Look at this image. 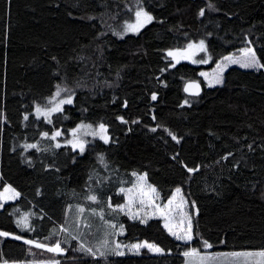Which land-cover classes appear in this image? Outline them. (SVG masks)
Instances as JSON below:
<instances>
[{"label":"trees","instance_id":"obj_1","mask_svg":"<svg viewBox=\"0 0 264 264\" xmlns=\"http://www.w3.org/2000/svg\"><path fill=\"white\" fill-rule=\"evenodd\" d=\"M134 1L152 20L120 36ZM263 11L264 0H0V188L18 195L0 209V233H8L0 262L184 264L193 249L264 251V118L235 128L240 106L264 98V70L231 66L221 85L205 87L201 67L167 54L202 41L215 59L216 42L231 46L224 21L243 27L259 54ZM190 80L202 85L199 96L184 94ZM57 89L73 102L49 120L37 109ZM99 123L110 143L82 153L56 145L77 125ZM141 174L163 201L182 190L191 241L119 209V189ZM142 241L161 253L127 250Z\"/></svg>","mask_w":264,"mask_h":264},{"label":"rangeland","instance_id":"obj_2","mask_svg":"<svg viewBox=\"0 0 264 264\" xmlns=\"http://www.w3.org/2000/svg\"><path fill=\"white\" fill-rule=\"evenodd\" d=\"M127 12L124 18L118 23V34L123 36L125 34H136L143 27L151 22L147 21L144 15H141L139 18V23H142V27H139L138 31H131L127 29V25L132 24L136 25L138 23V18L136 13L138 11H142L146 13L148 16H151L140 3L136 1L133 4L127 6ZM152 17V16H151ZM224 25L227 28L228 32V41L230 42V47H225L224 45L216 42L213 45L214 54L216 56L215 59L209 54L207 46L205 42H203V50H201V42H190L186 44L185 47L175 50L167 51V54L173 53V55H169L172 59L173 63L186 62L193 66L201 67L198 71L199 80L203 83L205 87H214L221 85L223 81V76L225 71L231 66H237L243 69H257L261 68L264 70V11L262 13V19L257 25V33L259 34V43L261 45L259 54L254 51L246 39L244 34V28L239 26L237 23L231 21H224ZM191 45V47H189ZM251 49L252 52L255 53L256 60L258 61V66L256 67H242L241 63L244 62L245 59V50ZM226 57H231L233 60H237V63H232L230 60L225 59ZM206 61V62H201ZM202 73L204 75H202ZM219 78L220 82L217 83L216 79ZM61 89H57L52 103L45 109H41L39 114L44 116L46 119H51L52 115L56 114L59 111H53L56 107L62 108L66 105L72 104L73 102V93L63 89V91H59ZM59 91V95L56 93ZM71 97V103L61 104V100H67ZM47 113V115H45ZM252 115H256L258 120L264 118V98L256 103L255 105H246L243 104L240 106L237 112V124L235 126L236 129H240L246 122L249 121ZM99 124H79L74 129H72L68 137L62 142H56V145L68 146L72 150H76L80 153L79 147H73V143H83L84 150L86 146L95 142L101 141L105 144L110 143V134L107 130L106 125H104L105 131H101ZM88 126V127H84ZM75 130V131H74ZM58 136V135H56ZM107 138V143L105 139L101 137ZM73 142V143H70ZM83 150V151H84ZM143 177L144 179H141ZM6 189H8L6 191ZM152 189H155L153 192ZM119 192L124 196V203L119 206V209L126 214L130 219L141 222V220L149 221L151 219H160L165 226L167 223L169 225L168 228L165 227L166 231L170 234L169 228L173 232H177L178 234L183 235L188 231V225L191 224V213L188 208V205L184 199L182 194V190L177 193L176 189L173 191L172 195L167 201H163L160 193L150 185L145 177V174L136 175V179L134 184L129 188H121ZM18 199L17 193L8 185L0 188V209L9 202H14ZM172 201L169 204V201ZM167 206V207H166ZM183 229V231H181ZM171 235V234H170ZM3 236V235H2ZM175 240V236L171 235ZM180 242H187L184 240H177ZM145 241L137 242L135 244H144ZM148 243V242H147ZM150 244V243H149ZM134 245V244H133ZM154 245V244H153ZM132 246V245H131ZM131 246L127 247V250L137 251L136 249H132ZM158 247L157 245H155ZM48 247V246H47ZM146 249L151 254H159L160 252L150 251L147 247H141L140 249ZM159 248V247H158ZM46 249V248H45ZM241 252H260V251H241ZM232 253V252H226ZM218 254V253H214ZM225 254L220 253L219 255H215L213 257H207L202 255H194L188 256L185 259L184 264H264V258L259 256H251V257H232L221 255ZM0 264H58L56 260L49 261H30L23 263H9V262H0Z\"/></svg>","mask_w":264,"mask_h":264},{"label":"snow or ice","instance_id":"obj_3","mask_svg":"<svg viewBox=\"0 0 264 264\" xmlns=\"http://www.w3.org/2000/svg\"><path fill=\"white\" fill-rule=\"evenodd\" d=\"M201 14H203V12H201ZM141 15H144L147 19V21H150L152 19L151 16H148L146 13H143L142 11H138L136 13V16L138 18V23L136 25H132V24H129L127 25V29L128 30H131V31H138L139 30V27H142V23H139V18L141 17ZM191 47V45L189 46ZM201 50H203V42H201ZM169 55H173V53H169ZM225 59H228L230 60L232 63H237L238 61L237 60H233L231 57H226ZM201 62H206V61H201ZM241 66L242 67H256L258 66V61L256 60V56H255V53L252 52L251 49H246L245 50V59H244V62L241 63ZM202 75H204L202 73ZM216 82L219 83L220 80L219 78L217 77L216 79ZM186 91L188 90L187 88L185 89ZM59 91H63V89L59 90ZM59 91L56 93V95H59ZM153 100L156 99L155 95H153L152 97ZM72 100H71V97H69L67 100H61L60 103L61 104H64V103H71ZM53 111H60V108L59 107H56L55 109H52ZM37 111L39 112L40 109L38 108ZM45 115H47V113H45ZM84 127H88V126H84ZM100 129L101 131H105V128H104V125L101 124L100 125ZM75 131V130H74ZM60 133L57 132L56 135H59ZM45 135H47L45 133ZM55 138V137H53ZM102 139H105V142L107 143V138L106 137H101ZM173 139H175V137H173ZM70 143H73L70 141ZM59 146V145H57ZM28 147H35V145H29ZM73 147H79L80 148V151L83 152L84 150V146H83V143H73ZM189 171H193L192 169H189ZM141 179H144L143 177H141ZM8 189H6L7 191ZM152 191L154 192L155 189H152ZM176 192L179 193L180 192V189L177 188L176 189ZM88 199L92 200V201H95L96 200V197L95 196H89ZM172 201L170 200L169 201V204H171ZM167 207V206H166ZM81 211H83V209H81ZM146 221L144 220H141V223H145ZM165 227L168 228L169 225L166 223L165 224ZM181 231H183V229H181ZM169 232L171 235L175 236V238L177 240H184V241H191L193 239V236H192V233H191V224L189 223L188 225V231L185 232L183 235L181 234H178L177 232H173L170 228H169ZM0 235H3V236H7L8 233H0ZM16 239H20V237H15ZM26 243H34L32 241H26ZM36 247H41V248H46L47 251H50V252H55V253H62L63 249H61L59 243H57L54 247H47L45 245H42V244H39V243H36L35 244ZM81 247L83 248V245H81ZM120 246L117 245V248H119ZM141 247H147L150 251H155V252H160L161 249L156 247L155 245L153 244H149L147 242H145L144 244H135V245H132L131 248L132 249H136L137 252L139 251V249ZM204 247L205 249H210L212 247L211 244H209L207 241L204 242ZM86 251H88L89 253H91V249H86ZM116 255H123L124 253L123 252H120V251H117L115 253ZM199 253L197 252V250L193 249L191 250L190 252H185L184 255L185 256H189V255H198ZM103 255V253H102ZM221 255H226V256H232V257H251L253 255L255 256H259V257H262L264 258V251H260V252H256V253H252V252H232V253H225V254H221Z\"/></svg>","mask_w":264,"mask_h":264},{"label":"water","instance_id":"obj_4","mask_svg":"<svg viewBox=\"0 0 264 264\" xmlns=\"http://www.w3.org/2000/svg\"><path fill=\"white\" fill-rule=\"evenodd\" d=\"M188 89L187 91L185 89ZM203 87L196 80L187 81L183 86V92L187 96H199L202 93Z\"/></svg>","mask_w":264,"mask_h":264},{"label":"crops","instance_id":"obj_5","mask_svg":"<svg viewBox=\"0 0 264 264\" xmlns=\"http://www.w3.org/2000/svg\"><path fill=\"white\" fill-rule=\"evenodd\" d=\"M135 245V244H134ZM220 253L218 254H214V253H199V255H202V256H207V257H213L215 255H219ZM189 256H194V255H189ZM188 257V256H187Z\"/></svg>","mask_w":264,"mask_h":264}]
</instances>
